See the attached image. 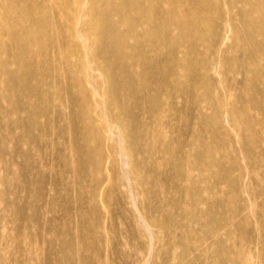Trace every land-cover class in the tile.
Returning <instances> with one entry per match:
<instances>
[{"label": "rangeland", "instance_id": "obj_1", "mask_svg": "<svg viewBox=\"0 0 264 264\" xmlns=\"http://www.w3.org/2000/svg\"><path fill=\"white\" fill-rule=\"evenodd\" d=\"M0 264H264V0H0Z\"/></svg>", "mask_w": 264, "mask_h": 264}]
</instances>
